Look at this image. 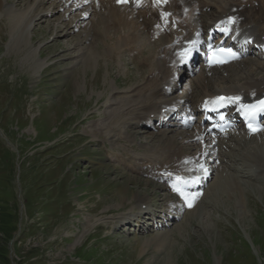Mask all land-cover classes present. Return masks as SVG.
Returning <instances> with one entry per match:
<instances>
[{"label": "rangeland", "instance_id": "374dc122", "mask_svg": "<svg viewBox=\"0 0 264 264\" xmlns=\"http://www.w3.org/2000/svg\"><path fill=\"white\" fill-rule=\"evenodd\" d=\"M5 1L10 9L0 19V264H264V181H248L237 172L249 162L244 157L248 146L252 153L264 151L263 139L233 150L234 160L225 159L228 166L220 170L223 178H215L203 201L180 222L158 231H149L148 221L146 232L116 230L127 215L138 217L136 205L143 198L163 212L167 202L160 185L120 162L129 159L126 153L157 146L158 138L137 135L142 131L126 125L127 136L120 134L119 141L116 131L105 130L110 115L140 83L144 68L127 53H106L87 63L79 57L76 33H58L64 20L59 12L39 17L30 34L8 48L10 21L34 0ZM49 7L54 6L43 8ZM96 127L104 136L94 135ZM130 136L135 143L124 139ZM129 145L134 148L124 152ZM190 148L188 153H199L197 146ZM258 154L248 157L255 160ZM125 183L127 201L121 200Z\"/></svg>", "mask_w": 264, "mask_h": 264}, {"label": "bare ground", "instance_id": "6f19581e", "mask_svg": "<svg viewBox=\"0 0 264 264\" xmlns=\"http://www.w3.org/2000/svg\"><path fill=\"white\" fill-rule=\"evenodd\" d=\"M117 1L118 0H34L31 6H28L25 11L18 14L17 20L10 21L12 26L9 27L10 41L8 48H13L24 40V37L31 31L33 23L39 20L40 15V19H45L49 16L53 17L55 12L61 13V17L64 20L63 25L58 28V33L61 34L65 32V36L76 33L78 37L76 45L78 48L77 51L80 53L79 57H82L84 61L87 60V63L92 64L100 61L99 58L106 53H108L109 56L113 53H115V55L116 53L120 54V51L125 48L128 53L133 54L132 56L136 58L140 65L142 64L146 67L145 72L141 69V71H139L142 74V79L140 83L138 82L136 84L138 86L134 87L132 85L133 90L131 91V96H126V98L128 97L126 100L128 102L122 104L120 102L121 100H118V103L122 104L120 105L123 109L117 107V110H114L112 115H110L112 116V118L109 119L110 123L107 124L106 127L104 126L105 130H113V134H115L114 131H116L119 134L118 139L120 141L123 135L125 136L123 129L131 122L136 123V129L144 130L147 129L146 127L152 125V120L157 121L164 111H166V116H176L175 122L171 123L169 126L170 128H160V125L155 124L153 128L154 131L151 129L149 130L153 131L152 134H150L154 136L153 139L158 138L159 144L157 146H149L150 148L148 151L150 153L147 152L148 155H145V157L136 159L135 156V159H131L129 165L136 173L165 179L177 174H187L189 169L185 164L186 159H190L192 163L193 161L203 162L207 153H209L210 158H214L215 163L221 160V158H225L220 149L226 143L223 140L212 138V136L207 133L206 128L202 127L200 118L197 117L199 111L195 103L203 102L205 99H214L224 94L229 95L234 100L240 99V103H253L260 99L264 96V77L261 79H254L255 77L245 78L246 73L243 68L251 69L255 64L254 62L261 65L263 58L260 57L253 60V58L248 57L247 60L242 63L231 65L221 71L205 70L204 73L197 72L194 78H186L187 80L182 76L183 79L180 86L182 87V93L178 95L174 88L177 87L178 73L181 68L175 51L182 49L185 42L192 41L195 33L203 31L206 27H213L228 17H234L238 24L240 33L235 34L238 38L244 37L248 39L253 37L257 42L261 44L264 43V0H213L218 7L214 9V11L210 8L211 6H209V4L198 2V0H172V2L170 1L165 6L153 4L152 0H145L143 3H139L138 0H132L131 5L120 0L117 4ZM47 3H51V5L54 6L52 10L43 8ZM7 6H9V4H7L5 0H0V19L6 15L5 10L10 9L7 8ZM40 8L43 11L38 12L37 10ZM75 12L77 13L74 14ZM95 17H98V21L101 22H96L97 20L95 21ZM80 26L84 31H78ZM161 28L167 29L166 34L160 32ZM122 32H124V34H121ZM112 33L119 35L117 39L112 36ZM100 43L104 46L103 49L98 47ZM29 52L36 53V49H34L33 52L30 49ZM145 53H147V55H145ZM119 62L122 63L121 61ZM236 66L243 70L236 74ZM41 67H43V64ZM194 85L199 90L197 101H193L192 99ZM115 97H112L113 105H117L114 99ZM123 99L125 98L123 97ZM129 99L132 100L129 101ZM119 109H122V111ZM177 109H185L190 113L188 116L180 115L176 113ZM183 118L186 119L185 121L188 125L195 123L191 134L185 135L179 131L186 127L183 124ZM93 132L96 137L105 133L102 128L101 131L97 128ZM169 132L175 134L169 136ZM109 133L111 134V132ZM262 135L256 137L262 138L264 134ZM131 136L127 138L124 137V139H127L129 143L131 142L133 144L135 140H131ZM206 138L211 140L207 146L204 144ZM111 139L109 141H111ZM232 140H234L236 144H240L244 140L247 141L245 138H233ZM112 145H114V143ZM191 146H197L199 148V153L193 155L188 153L191 150ZM208 147L209 149H207ZM228 147L231 149V145H228ZM130 148H132V146L128 149L124 148V152H127ZM252 149L253 148H249V146L247 147V153L246 156H244L246 159H251L250 157H253V154H258L260 152L255 151L252 153ZM231 150L233 151L234 149ZM154 154L155 156L161 154V158H155ZM249 155L250 157H248ZM261 155L263 158L262 162H264V151H262L259 156L261 157ZM257 156L258 155H256V158ZM256 158L255 161H257L258 164L253 163L252 166H255V172H260L257 179L261 181V175H264V169L261 170V165L264 166V163L259 164L261 160H256ZM168 171H170V175H168ZM245 177L251 180L256 179L253 176ZM222 178L220 177V179ZM236 183L238 182L236 181ZM236 183L234 184L236 185ZM229 184L231 183L229 182ZM160 185L162 186V184ZM242 187L243 186H241V188ZM159 189L161 188L159 187ZM162 189L168 191L166 186H162ZM122 193L121 200L127 201L130 198H127V194L129 193L128 183H125L122 187ZM223 193L226 192L223 191ZM240 194L243 196L242 193ZM137 195L139 196V194ZM144 196L147 195L144 194ZM167 196L169 197V194ZM168 197L166 199H168ZM144 202L145 200L143 198L139 203L143 205L145 204ZM168 202L166 203L167 207L169 205ZM239 202L244 201L241 200ZM146 210L142 209L143 212H146ZM168 212L171 213L169 219L172 221L177 220L179 215L183 217L185 213L184 210L179 209H176L175 212ZM152 216V214L149 215V217ZM131 220H133L132 216L120 220L119 224L128 225L127 223H131ZM164 238H166L165 235Z\"/></svg>", "mask_w": 264, "mask_h": 264}, {"label": "trees", "instance_id": "16d2710c", "mask_svg": "<svg viewBox=\"0 0 264 264\" xmlns=\"http://www.w3.org/2000/svg\"><path fill=\"white\" fill-rule=\"evenodd\" d=\"M1 215L3 216V215H4V212H3V213H1ZM4 231H5V229H4ZM4 231H3V232H4ZM5 232H6V231H5Z\"/></svg>", "mask_w": 264, "mask_h": 264}]
</instances>
